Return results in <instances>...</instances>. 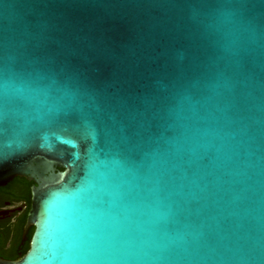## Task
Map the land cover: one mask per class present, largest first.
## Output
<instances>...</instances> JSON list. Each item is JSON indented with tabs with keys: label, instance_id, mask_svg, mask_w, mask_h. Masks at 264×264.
<instances>
[{
	"label": "water",
	"instance_id": "obj_1",
	"mask_svg": "<svg viewBox=\"0 0 264 264\" xmlns=\"http://www.w3.org/2000/svg\"><path fill=\"white\" fill-rule=\"evenodd\" d=\"M18 176L0 264H264V0H0Z\"/></svg>",
	"mask_w": 264,
	"mask_h": 264
},
{
	"label": "flooded vegetation",
	"instance_id": "obj_2",
	"mask_svg": "<svg viewBox=\"0 0 264 264\" xmlns=\"http://www.w3.org/2000/svg\"><path fill=\"white\" fill-rule=\"evenodd\" d=\"M57 169L62 168L57 167ZM34 184L35 181L33 177L18 176L6 185L0 186V211L9 210V214L7 216L0 217L1 258L17 259L11 257L14 254L15 249L19 253H21L22 248L26 244L27 240L23 242V240L21 239L20 245L18 244V241H20V237L22 236V234H20L21 223L23 221L24 214L29 206V188L31 186L32 189V186Z\"/></svg>",
	"mask_w": 264,
	"mask_h": 264
},
{
	"label": "trees",
	"instance_id": "obj_3",
	"mask_svg": "<svg viewBox=\"0 0 264 264\" xmlns=\"http://www.w3.org/2000/svg\"><path fill=\"white\" fill-rule=\"evenodd\" d=\"M31 198H32V191H31V186L29 188V192H28V202H29V206H28V209L26 210L25 214H24V218H23V221L21 223V228H20V234H22V231H23V227H24V223H25V220L27 218V214L29 212V209H30V203H31ZM34 227H31L30 231H29V234H28V240L26 241V244L24 245V247L22 248L21 250V253L24 254L30 247V241H31V237L33 235V232H34ZM21 239H22V236L20 237V241H18L19 245L21 244ZM21 253H19L16 249L14 251V254L11 256L12 258H20L21 257Z\"/></svg>",
	"mask_w": 264,
	"mask_h": 264
}]
</instances>
